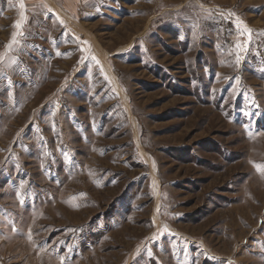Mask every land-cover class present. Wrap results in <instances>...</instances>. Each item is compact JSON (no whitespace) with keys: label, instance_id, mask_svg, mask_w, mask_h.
Wrapping results in <instances>:
<instances>
[{"label":"rangeland","instance_id":"374dc122","mask_svg":"<svg viewBox=\"0 0 264 264\" xmlns=\"http://www.w3.org/2000/svg\"><path fill=\"white\" fill-rule=\"evenodd\" d=\"M80 12L67 59L0 62V264H264V0Z\"/></svg>","mask_w":264,"mask_h":264},{"label":"crops","instance_id":"0c3cea01","mask_svg":"<svg viewBox=\"0 0 264 264\" xmlns=\"http://www.w3.org/2000/svg\"><path fill=\"white\" fill-rule=\"evenodd\" d=\"M81 3L82 0H0V19L10 22L9 35L0 49V62L6 63L12 58L13 65L22 66L25 74L30 75L32 72H28L27 66L37 65L42 59L49 64L64 60L69 49H82L78 40L89 37V31L80 17ZM17 22L21 25L19 28L15 26ZM68 38L71 44L60 43ZM89 56L87 52L78 65L84 64Z\"/></svg>","mask_w":264,"mask_h":264},{"label":"snow or ice","instance_id":"6c2138e0","mask_svg":"<svg viewBox=\"0 0 264 264\" xmlns=\"http://www.w3.org/2000/svg\"><path fill=\"white\" fill-rule=\"evenodd\" d=\"M20 7H21V8L24 7L23 3L20 4ZM22 16H23V13H22ZM15 26H16L17 28H19L21 25H20L19 22H17ZM19 34L22 35V33H19ZM249 34H250V30H249ZM15 35H16V33L13 34V42H15V39H14V38H15ZM9 46H10V45H9ZM239 59H240V58L237 57V62H239ZM149 254H151V253H149Z\"/></svg>","mask_w":264,"mask_h":264}]
</instances>
